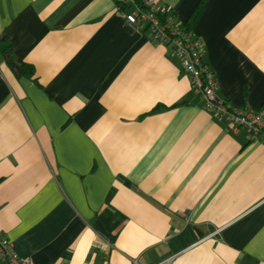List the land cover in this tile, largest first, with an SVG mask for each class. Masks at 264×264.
<instances>
[{"label": "crops", "instance_id": "crops-1", "mask_svg": "<svg viewBox=\"0 0 264 264\" xmlns=\"http://www.w3.org/2000/svg\"><path fill=\"white\" fill-rule=\"evenodd\" d=\"M156 5L200 41L219 98L264 109V0ZM117 11L0 0V238L30 264H264V144Z\"/></svg>", "mask_w": 264, "mask_h": 264}, {"label": "built area", "instance_id": "built-area-1", "mask_svg": "<svg viewBox=\"0 0 264 264\" xmlns=\"http://www.w3.org/2000/svg\"><path fill=\"white\" fill-rule=\"evenodd\" d=\"M116 2L126 29L132 31L144 24L151 40L172 49L182 73L190 80L193 94L202 100L207 113L228 124L232 131L243 132L250 142L264 144V110H241L217 96L215 73L206 66L203 46L189 26L176 22L171 11L157 6L156 0ZM0 264H30V260L17 255L9 240L0 238Z\"/></svg>", "mask_w": 264, "mask_h": 264}, {"label": "trees", "instance_id": "trees-1", "mask_svg": "<svg viewBox=\"0 0 264 264\" xmlns=\"http://www.w3.org/2000/svg\"><path fill=\"white\" fill-rule=\"evenodd\" d=\"M198 11H196L193 15V19L196 17ZM173 16V15H172ZM11 47L8 45H5L1 40H0V52L1 53H4L6 51H10ZM22 75L27 78V79H30L32 77V72L29 71V69L27 67H23V70H22ZM263 108H264V105H263ZM264 110V109H263Z\"/></svg>", "mask_w": 264, "mask_h": 264}]
</instances>
